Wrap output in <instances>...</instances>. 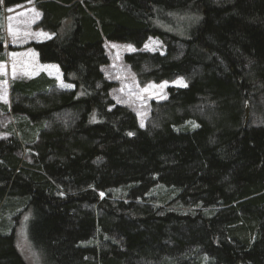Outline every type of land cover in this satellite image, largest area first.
Here are the masks:
<instances>
[{
    "label": "trees",
    "instance_id": "16d2710c",
    "mask_svg": "<svg viewBox=\"0 0 264 264\" xmlns=\"http://www.w3.org/2000/svg\"><path fill=\"white\" fill-rule=\"evenodd\" d=\"M27 3L53 38L26 48L73 89L11 85L0 264H28L24 220L40 264H264V0H0V23ZM175 17L190 27H161ZM151 38L163 54L143 51ZM105 41L136 49L124 62L141 86L187 82L144 129L111 97Z\"/></svg>",
    "mask_w": 264,
    "mask_h": 264
},
{
    "label": "rangeland",
    "instance_id": "374dc122",
    "mask_svg": "<svg viewBox=\"0 0 264 264\" xmlns=\"http://www.w3.org/2000/svg\"><path fill=\"white\" fill-rule=\"evenodd\" d=\"M2 13L3 20L0 26L4 30L6 61L0 63V106H2L0 108V139L6 138L5 129L15 122L12 112L4 111V108L9 109L12 106V83L16 80L15 78L24 76L23 78L27 79L39 72L41 62L38 53L26 47L33 39L41 40L47 36L44 31L36 27L40 21V12L36 4L27 3L10 9L4 8ZM175 18L172 21L179 24L162 25L161 27L168 31L177 27L178 32H183L190 27V18L189 22L185 17ZM12 44L24 47L19 49L21 52H15L11 48ZM104 47L110 64L103 68V72L106 79L116 85L111 91V97L117 104L129 108L136 114L142 129L146 127L150 119L152 102L166 101L169 88L187 87V82L183 78H178L173 82L149 83L141 86L131 68L124 62V57L136 52V49L130 44L108 41H105ZM143 51L163 54L165 47L158 39L151 38L143 47ZM58 67V65H53L52 69H58ZM42 71H45L44 68ZM16 246L28 264H40L39 257L29 242L25 220L22 221L17 231Z\"/></svg>",
    "mask_w": 264,
    "mask_h": 264
},
{
    "label": "crops",
    "instance_id": "0c3cea01",
    "mask_svg": "<svg viewBox=\"0 0 264 264\" xmlns=\"http://www.w3.org/2000/svg\"><path fill=\"white\" fill-rule=\"evenodd\" d=\"M40 20H41V13H40ZM38 23H39V21H38ZM32 28H34V27H32ZM44 34L47 35L45 38H43L41 40L40 39H33V41H31V43H43V42H47L53 38V36L47 32H44ZM27 45H25V46H27ZM23 47L24 46H16L15 44L14 45L12 44V46H11V48L13 50H15V52H21L19 49H22ZM39 65H40V68L38 69L39 72L36 75H34L33 77L25 79V78H23L24 76H20L18 78H15L16 80H14V81H19V80L29 81V80L37 79V78L41 77L42 75H45L48 79L56 81V87L58 90L69 91V90L73 89L72 85L65 83V81L63 79V74H62L61 69L59 67H58V69H52V66H53L52 64H50V65H43L42 64L41 65V63H40ZM43 68L45 71H42Z\"/></svg>",
    "mask_w": 264,
    "mask_h": 264
},
{
    "label": "water",
    "instance_id": "95a60500",
    "mask_svg": "<svg viewBox=\"0 0 264 264\" xmlns=\"http://www.w3.org/2000/svg\"><path fill=\"white\" fill-rule=\"evenodd\" d=\"M249 118H250V112H249V109H247V111H246V124L249 122Z\"/></svg>",
    "mask_w": 264,
    "mask_h": 264
},
{
    "label": "bare ground",
    "instance_id": "6f19581e",
    "mask_svg": "<svg viewBox=\"0 0 264 264\" xmlns=\"http://www.w3.org/2000/svg\"><path fill=\"white\" fill-rule=\"evenodd\" d=\"M174 30V29H173ZM176 32H178V31H176ZM173 33V32H172Z\"/></svg>",
    "mask_w": 264,
    "mask_h": 264
},
{
    "label": "snow or ice",
    "instance_id": "6c2138e0",
    "mask_svg": "<svg viewBox=\"0 0 264 264\" xmlns=\"http://www.w3.org/2000/svg\"><path fill=\"white\" fill-rule=\"evenodd\" d=\"M129 135H131V133H129Z\"/></svg>",
    "mask_w": 264,
    "mask_h": 264
}]
</instances>
